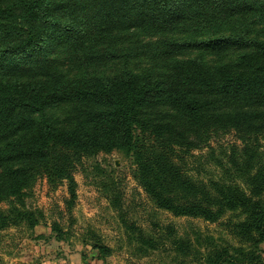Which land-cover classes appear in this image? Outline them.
Masks as SVG:
<instances>
[{"label":"trees","instance_id":"1","mask_svg":"<svg viewBox=\"0 0 264 264\" xmlns=\"http://www.w3.org/2000/svg\"><path fill=\"white\" fill-rule=\"evenodd\" d=\"M229 132L225 167L209 143ZM262 138L264 0H0V230L39 224L24 202L38 178L73 200L82 159L120 152L157 209L226 218L232 237L131 224L138 252L264 264ZM202 147L216 178L188 169Z\"/></svg>","mask_w":264,"mask_h":264},{"label":"rangeland","instance_id":"2","mask_svg":"<svg viewBox=\"0 0 264 264\" xmlns=\"http://www.w3.org/2000/svg\"><path fill=\"white\" fill-rule=\"evenodd\" d=\"M209 145L213 155L228 167L227 155L240 142L229 132L215 137ZM209 149L193 151L194 157L187 159L188 169L199 179L222 174L210 159ZM133 171L131 159L120 152L83 158L73 173V200L65 182L52 188L45 177L38 178L24 202L37 215L41 212L39 224L33 229L20 224L0 230V264H200L192 258L176 256L168 245L150 254L138 252V245L128 238L131 224L149 232L160 231L170 223L182 237L193 239L199 232L204 237L231 241L223 225L226 218L222 223H208L174 217L157 209L133 178ZM113 199L118 202L114 204ZM1 207L6 208L5 203ZM94 244L108 247L109 254L100 258L92 248ZM261 247L264 250V243Z\"/></svg>","mask_w":264,"mask_h":264}]
</instances>
